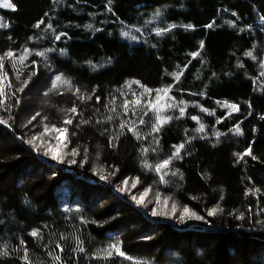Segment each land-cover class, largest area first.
<instances>
[{
	"label": "trees",
	"instance_id": "16d2710c",
	"mask_svg": "<svg viewBox=\"0 0 264 264\" xmlns=\"http://www.w3.org/2000/svg\"><path fill=\"white\" fill-rule=\"evenodd\" d=\"M0 24L7 25L0 28V55L12 50L17 58L15 71L8 58L3 69L5 102L13 107L8 125H0V251L7 246L9 253L0 264H57L49 252L61 257L59 264H132L105 254L114 243L144 264H264V0H0ZM170 24L176 27L156 35ZM189 24L193 28L184 27ZM60 33L66 36L55 40ZM24 48L56 51L21 65ZM180 71L177 82L171 74ZM32 72L24 91H16ZM137 80L153 91L171 85L176 102H186L184 117L174 110L175 117L152 132L145 99L130 103L125 115L124 100L143 92L137 84L128 87ZM230 104L239 111L231 112ZM8 116L0 108V117ZM67 118L71 125L64 124ZM201 123L204 131L197 132ZM54 128H67L61 148L46 137ZM33 136L39 151L28 143ZM110 137L118 139L110 143ZM181 143L180 157L159 184L142 166L143 152L163 161ZM48 148L63 150L56 154L65 162L45 156ZM73 148L79 154L73 156ZM125 179L158 187L207 222L145 220L114 193V184ZM213 208L216 214L208 216ZM33 230L39 231L35 238ZM77 238L84 252L73 251ZM25 247L27 262L21 259Z\"/></svg>",
	"mask_w": 264,
	"mask_h": 264
},
{
	"label": "snow or ice",
	"instance_id": "6c2138e0",
	"mask_svg": "<svg viewBox=\"0 0 264 264\" xmlns=\"http://www.w3.org/2000/svg\"><path fill=\"white\" fill-rule=\"evenodd\" d=\"M3 7L4 8H8V9L15 10V6L12 3L5 2L3 4ZM109 11H111V8H109ZM45 15H47V13H45ZM157 15H159V13H157ZM41 23H43V21H41L40 23H38L36 25V27L39 28ZM212 26H213L212 24H209V25H206L205 27L211 28ZM3 27H7V25L0 24V28H3ZM52 27H53V25L51 23H49L47 25V29H52ZM85 27H87L89 29H92L93 26L91 24H88ZM175 27H176L175 24H170V25L167 26V28H156L155 29V33H156L157 36H161L165 32H167L170 29L175 28ZM184 27L185 28H193V25L189 24V25H185ZM136 31L139 32L140 29L137 28ZM121 35H123L125 37H128L130 34H129V32H122ZM61 36H66V33H60V34L56 35L54 38H55V40L59 41L61 39ZM9 39H11V37H9ZM29 39H32V38L30 37ZM131 39L135 40L136 37L135 36H132ZM201 47H203V41H201ZM30 51H31L30 49L24 48L23 54H21L18 57V61H19V63L21 65H24V62L28 58V55H29ZM55 51L56 50L53 49V48H48L45 51H37L35 53V55L38 56V57H44L46 55V53H53ZM59 53L61 55L66 54L65 49H62V48L59 49ZM191 55L193 57H195L196 55H198V53H191ZM245 55L246 56H249V57H252L253 59H255V57L253 56L252 52H247V53H245ZM5 58H8L9 61L12 63V67H13V70L14 71L16 70V63H17V58L15 57V54H14V52L12 50L5 51L3 53V55H0V108L4 109V111H6V112H9L8 119H5L4 117H0V125H8V121L10 119H12L11 114H10V110L13 107V105L11 103H7L6 104V102H5L6 101V94H5L4 88H5V81H6V78H7V73L3 70L4 69ZM32 63L35 64L36 61H32ZM240 66L242 67L243 65H240ZM185 67H187V65H185ZM260 68L262 69V71L260 72V75L261 76H264V61H261L260 62ZM182 74H183V72L180 71V72L172 73L171 75L178 82L180 80V76ZM32 75H35V72H32L28 76V79L23 80L21 82V87H19L18 89H16V91L23 92L24 91V86H26L28 84L29 80H31ZM16 79L18 81L20 80V73L19 72H16ZM55 79L57 81H60L61 80V77L59 75H57L55 77ZM64 83L70 85V81H68V80H65ZM133 83L134 84H137V85H139L140 87L143 88V93L140 94L141 96H143L145 93H151L153 91L152 89H149V88L144 87L143 85H141L140 84V81H138V80L137 81H132L131 83H129L128 84V87L131 88V84H133ZM53 86H55V85H53ZM8 87L11 88L12 85L9 84ZM171 88H172V86L171 85H168V86H165L163 88L155 89L154 90L155 93H156V99H155V101L153 102L152 100H149L147 102L148 108L150 110L154 111L155 113H157V115H156V122L154 124H152V127H151V131L152 132H158L160 130V125H162V124L170 121L171 119H173L172 116L160 115L159 113H160L161 109H163V108H178L179 117H177V118L184 117V115H185V108L187 106L186 105V102L183 101V100H180L177 103L176 100H175V97L169 95V93L171 92ZM78 91H79V89H77V92ZM201 94H203V93H201ZM11 95L12 96H15V93L13 92V93H11ZM133 96L135 97L136 94L133 93ZM89 99H91V97H89ZM99 99L100 98L97 97V102H99ZM113 100H114V98H113ZM167 100H171V101H173V103L169 104V103H167ZM162 101H163V103H162ZM15 103L18 104L19 101L17 100V101H15ZM130 103H132V104H140L141 101H140L139 98H135L132 101H129V100L125 99L124 100V103H123V108H124L125 115L128 113V110H129L128 106H129ZM227 106L231 110H233V111H239V108H238V106L236 104H230V105H227ZM250 106L251 105H249V107ZM70 111H71V113H77V108L76 107H72L70 109ZM112 111H115V109L113 108ZM201 111L208 112L209 110L206 109V108L201 107ZM147 114H148L147 112L144 113V115H147ZM133 115H135V112H133ZM32 119H35V117H32ZM111 119H112V117L109 116L108 117V120L110 121ZM191 119L194 120V121H197L198 120V117L197 116H192ZM260 119L261 120H264V115H262L260 117ZM217 122L219 123L220 121L218 120ZM29 123H31V121H29ZM81 123L87 124L88 121L87 120H82ZM97 123H99V121H97ZM139 123L141 125H143V124H145V120L141 117L139 119ZM64 124L71 125L72 124V119L71 118L65 119L64 120ZM204 127H205V125L201 123L199 125V128L196 129V131L197 132H203L204 131ZM119 128L121 130H123L125 128V122L124 121H121L120 122ZM54 130L56 132H58V133H64V132L67 131V128H54ZM128 131L129 132H132L133 135L137 136V138L139 139V132L134 127H129L128 128ZM235 132H236V134H241V135L243 134L239 126H237L235 128ZM215 135L217 137H219L221 134L219 132H216ZM36 139H37V137L33 136L32 139H30L28 141V143L31 144L34 148H36L37 151H39V147L34 143V141ZM112 139H118V137H110L109 138L110 143H111V140ZM157 143H158V141H157ZM173 147L175 148V151L172 153V157H169L167 159H164L162 161V163H158L155 166V171H156V173L160 174V180L162 182L164 181V174L161 173V169L166 168L170 164V162H171V160H172L173 157H180L181 149H183L185 147V145H184V143H181L180 145H178V146L177 145H174ZM144 151H147V150L145 149ZM250 151H251V147L249 146V149H247L244 154L247 155V154L250 153ZM86 152H87V150L85 149V157H84V161L85 162H86V159H87ZM43 154L45 156H51V159L52 160H55V161H57L59 163H64L65 162L64 158L61 155H57L56 154V151L54 149H52V148H48L47 150L44 151ZM72 154H73V156L79 154L78 153V150L75 149V148H73L72 149ZM236 155L240 159H243V156L241 154L237 153ZM252 159L253 160H256L257 157L255 155H253L252 156ZM69 162L72 163V164H76L77 163L76 159H74V158L71 159ZM145 167H149V165L145 164ZM177 173H179V169H176V171L173 173V175H176ZM105 178H106L105 176H101V179H105ZM182 178H183V176L181 174V179ZM123 184L124 185H127L128 184V180L125 179L123 181ZM132 186L135 187V183ZM117 190L118 191H124V189L123 188H120L119 186H118V189ZM148 191H149V189L148 188H145L144 189V193L142 195H147ZM248 191L249 192H252L253 189H249ZM254 191L257 192V193H259L261 191V189L260 188H255ZM131 198L137 204L143 203V199L142 198L141 199H138L135 195H133ZM156 199H157V205H159V203H160V194L159 193H157ZM164 203H167V199L164 201ZM176 211H177V206H176L175 203H173L172 204V212H171V214L172 215H175ZM216 211H217V209L213 208V209H211V210H209L207 212V215L208 216H214L216 214ZM159 214L160 213H158V211L155 208L152 210V215L153 216H157ZM164 214L165 215H168L169 213H164ZM238 218L239 219H243L244 218V215L241 214ZM188 219L197 220V221H205L204 216L198 214L196 211H194L191 208L185 206L183 208V211L180 213L179 220H180L181 223H183V222H185V220H188ZM205 222H207V221H205ZM0 223H2V221H0ZM30 235L35 238V237H37L39 235V231L38 230H33V231L30 232ZM61 239H65V238L64 237H61ZM77 244H78V249H73V251H77L78 250L79 252H84V248L82 247V242L79 241L78 238H77ZM20 245H25V241L24 240H20ZM56 247L57 248H60L61 251H63L62 246L60 244H57ZM104 252H105V254L108 257H111L113 255V252H114L116 255H118L120 257H124L127 260H129V261H132V264H144V262L139 261V260H135L132 256L127 255L124 251L121 250L119 244H115V243L114 244H111L109 246V248H107V249L104 250ZM8 255H9V253L7 252V246H5L3 248V250L0 251V256L6 257ZM49 256H51L52 259L55 262H57V264H59V262L61 261V257L59 255L53 256L52 253L49 252ZM21 259L24 260L25 262L28 261V250H27L26 247L24 248V255H23V257H21Z\"/></svg>",
	"mask_w": 264,
	"mask_h": 264
},
{
	"label": "rangeland",
	"instance_id": "374dc122",
	"mask_svg": "<svg viewBox=\"0 0 264 264\" xmlns=\"http://www.w3.org/2000/svg\"><path fill=\"white\" fill-rule=\"evenodd\" d=\"M29 56V55H28ZM264 79V76H262L260 82ZM143 93V92H142ZM169 95L171 96V92L169 93ZM137 98L140 99L141 103L140 104H135L136 106H140L143 103V99H145V101H149L152 100L153 102L156 99V93L154 91H152L151 93H145L143 96L139 95L137 96ZM147 102H146V110L147 112H149L152 116V118L154 119V121L156 122V115L157 113H155L154 111L150 110L147 106ZM163 103V101H162ZM167 103L171 104L173 103V101L171 100H167ZM178 111V108H163L160 111V115H164V116H172L173 118L175 117V111ZM231 112H235L233 110L230 109ZM179 112V111H178ZM172 120V119H171ZM170 120V121H171ZM168 121V122H170ZM168 122L160 125V128L163 127L165 124H167ZM136 130L137 128L134 127ZM46 137L49 138L50 140L54 141L55 143H59V147L61 148V146L64 144L65 142V138L64 135L57 133L53 130H46ZM138 131V130H137ZM130 133V132H129ZM132 133V132H131ZM140 134V133H139ZM50 147V146H49ZM57 154H60L63 152V150H55ZM143 167L149 172L151 173L153 176H155L158 179V183L159 184H163L167 177L169 176L170 173V165L171 163H173L175 160L178 159V157H174L172 158L170 164L166 167L161 169V173L164 174V181L162 182L160 180V174L156 173L155 171V166L158 163H162L161 159L153 156L150 151L149 152H143ZM145 164L149 165V167H145ZM128 180V184L124 185L123 181H119L116 184H114L113 189H114V193L116 195H118V197L126 202H129L131 206L136 207L137 209H139L144 217L145 220L149 221V222H153V223H159V222H164V221H169V222H173L176 221V219L179 220V216L180 213L183 211V208L181 206H179L177 203L171 201L168 198H164L162 195V193L160 192L158 187H154L152 185H150V187H146L143 185L142 182L136 180V179H127ZM135 183V187H133L132 185ZM118 186L120 188H123L124 191H118ZM148 188L149 191L147 193V195H142L144 193V189ZM157 193L160 194V203L159 205H157ZM135 195L138 199H143V203L141 204H137L135 201L132 200V196ZM167 199V203H164V201ZM175 203L177 206V211L175 213V215H172V204ZM156 209L158 211V213H160L157 216H153L152 215V210ZM164 213H169L168 215H165ZM201 221H197V220H192V219H188L185 220L184 223H186L187 225L190 223H200ZM193 225H191V227H194ZM189 227V226H187ZM190 227V228H191ZM187 229V228H186Z\"/></svg>",
	"mask_w": 264,
	"mask_h": 264
},
{
	"label": "bare ground",
	"instance_id": "6f19581e",
	"mask_svg": "<svg viewBox=\"0 0 264 264\" xmlns=\"http://www.w3.org/2000/svg\"><path fill=\"white\" fill-rule=\"evenodd\" d=\"M103 117V116H102ZM115 119V118H114ZM101 134V133H100Z\"/></svg>",
	"mask_w": 264,
	"mask_h": 264
}]
</instances>
